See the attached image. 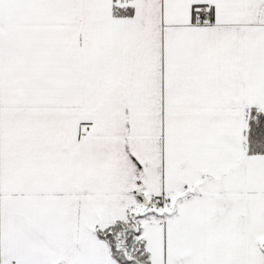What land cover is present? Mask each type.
Listing matches in <instances>:
<instances>
[{"label": "snow or ice", "instance_id": "1", "mask_svg": "<svg viewBox=\"0 0 264 264\" xmlns=\"http://www.w3.org/2000/svg\"><path fill=\"white\" fill-rule=\"evenodd\" d=\"M0 264H264V0H0Z\"/></svg>", "mask_w": 264, "mask_h": 264}]
</instances>
